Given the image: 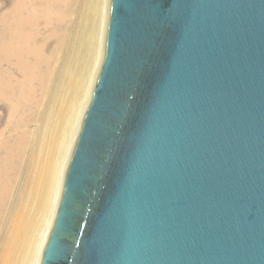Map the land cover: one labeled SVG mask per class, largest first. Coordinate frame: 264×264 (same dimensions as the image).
I'll use <instances>...</instances> for the list:
<instances>
[{
  "label": "water",
  "instance_id": "1",
  "mask_svg": "<svg viewBox=\"0 0 264 264\" xmlns=\"http://www.w3.org/2000/svg\"><path fill=\"white\" fill-rule=\"evenodd\" d=\"M42 264H264V0H110Z\"/></svg>",
  "mask_w": 264,
  "mask_h": 264
},
{
  "label": "bare ground",
  "instance_id": "2",
  "mask_svg": "<svg viewBox=\"0 0 264 264\" xmlns=\"http://www.w3.org/2000/svg\"><path fill=\"white\" fill-rule=\"evenodd\" d=\"M109 1L11 0L0 15V101L19 131L10 141L0 130V264H42L102 67Z\"/></svg>",
  "mask_w": 264,
  "mask_h": 264
},
{
  "label": "rangeland",
  "instance_id": "3",
  "mask_svg": "<svg viewBox=\"0 0 264 264\" xmlns=\"http://www.w3.org/2000/svg\"><path fill=\"white\" fill-rule=\"evenodd\" d=\"M11 3H12L11 0H0V15L11 6ZM109 5H110V1H109ZM108 11H109V7H108ZM11 118L9 116V104H8V102L1 100L0 101V130H2V129H4V127L8 126V128H6L4 137L5 138H9L10 141L16 136V133L19 132L18 130H15L14 127H12V125L10 124L11 123ZM33 126L34 125L31 124V127H33ZM5 154H6V148L2 147L0 149V169L1 168L3 169L2 160H3L4 156H5ZM13 198L14 197L12 195L8 199L12 202ZM4 202L6 203L5 200H4ZM6 206H8V205H6ZM5 230H6L5 219H2L0 221V240H1L2 236L4 235V231Z\"/></svg>",
  "mask_w": 264,
  "mask_h": 264
}]
</instances>
